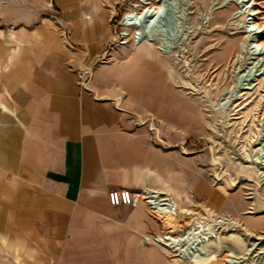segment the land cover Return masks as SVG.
Instances as JSON below:
<instances>
[{"label":"rangeland","instance_id":"1","mask_svg":"<svg viewBox=\"0 0 264 264\" xmlns=\"http://www.w3.org/2000/svg\"><path fill=\"white\" fill-rule=\"evenodd\" d=\"M65 1L69 0H0V79L2 74L7 78L13 69L11 57L16 56L11 54L18 48L17 35L25 29L30 35L36 34L45 24L50 35L71 50L73 59L82 61L83 66L74 70L76 77L82 68L94 71L106 64L100 58L110 51L112 59L108 64L115 65L117 70L121 66L128 69L129 65L139 69L140 72L131 71L128 80L127 74L114 70L109 75L110 86L120 95L118 105L123 98L122 107L132 127L142 128L157 149L172 155V163L177 167L175 186L186 189L179 199L180 208L196 212L192 217L204 222L215 223L219 217L234 220L238 223L237 231H223L220 240L234 253L250 258L249 244L256 243L257 250L252 255H258L254 258L257 264H264V253H260L264 251V239H257L259 235L264 237V177L260 174L264 172V73L242 82V87L247 89H243L245 95L234 106L227 109L220 105L225 101L227 89L241 84L238 73L248 71L262 58L247 51L236 58L242 43L249 39L245 26L250 11L232 19L231 15L240 9L232 0L222 12L211 0H169L159 45L164 48L174 45L176 57L162 55L148 46L149 50L139 51L132 61L126 62L134 52L135 41L130 39L127 44H120L119 34L125 31L124 15L139 0H101L108 12L101 33L92 40L86 34V0H77V4L68 7L62 5ZM259 1L263 3L264 19V0ZM148 29L146 34L151 32ZM33 43V53L38 55L34 64L38 65H43L52 51L62 50L60 46L49 48L46 40ZM242 47L246 49V44ZM155 57L163 64L159 60L153 62ZM256 70L258 74L264 72V64L259 63ZM126 80L131 92L136 90L146 96L143 97L145 111L134 107L136 98L124 86ZM149 88L156 98L160 97L161 105L155 110H147L152 101H149ZM6 91L0 87V108L10 112L7 102H11L25 121V103L23 108L17 106L15 99L10 101L4 96ZM182 113V118L186 115L184 119L180 117ZM5 116L0 113V180L14 181L19 192L12 203L0 190V232L23 248L22 260L18 261L0 240V264H174L178 257L162 249L161 255H151V249L160 245L147 243L145 236L165 232L170 226L176 233H182L193 222L186 214L174 218L155 213L159 222L143 206L147 225L138 227L129 217L134 209L110 207L112 213L106 217L108 226H94L93 230L87 225L79 226L78 231L63 239L43 237L41 227L34 224L33 208L43 195L47 199L51 196L42 193L45 184L41 179L27 177L25 163L18 160L22 130L19 120L15 115L10 119ZM14 154L12 165L4 160ZM173 174L174 171L166 176ZM24 181L29 192L23 204L19 198ZM197 181L200 182L197 189L201 191L204 184V192L193 185ZM111 223L129 224L121 228ZM246 227L252 234L247 235ZM212 242L205 245L207 255L224 258L218 254V243ZM192 251L193 248L188 253ZM200 251L199 248L194 252Z\"/></svg>","mask_w":264,"mask_h":264},{"label":"crops","instance_id":"2","mask_svg":"<svg viewBox=\"0 0 264 264\" xmlns=\"http://www.w3.org/2000/svg\"><path fill=\"white\" fill-rule=\"evenodd\" d=\"M76 1H65L62 5L74 6ZM86 11V34L92 40L95 34L101 33L108 10L103 7L101 0H86ZM47 26L48 24L42 25L36 34L30 35L26 29L20 35L16 34L18 48L11 54L16 57L10 56L13 69L7 78L2 74L0 79V87L7 89L4 94L7 99H15L17 106L21 108L25 103V121L16 113L11 102H7L10 112L0 108V113L5 114V117L10 119L15 115L19 120L22 130L18 160L25 163L27 177L41 179L45 184L42 193L51 196L47 199L43 195L33 208L34 224L41 227L42 236L63 239L78 231L79 226L87 225L91 230L94 226H108L106 217L111 215L112 206L107 193L113 188L135 190L146 186L154 187L170 194L182 207L179 199L186 189L175 186L177 167L172 163V155L157 149L142 128L132 127L126 110L122 107L123 98L120 105L117 104L120 95L110 86L109 77L117 70L115 65L108 64L111 62L109 61L96 67L87 89H83L74 72L76 68L83 66L82 61L73 59L71 50L57 42L46 30ZM42 40L47 41L49 48L60 46L62 50L52 51L44 64L38 65L34 64L38 55L33 53V42ZM20 50L25 53H20ZM154 60L160 61L158 57L153 62ZM117 71L121 75L127 74V80L131 71L140 72L130 65L128 69L121 66ZM127 80L123 83L129 90ZM131 93L136 98L133 100L137 104L134 107L145 111L146 102L143 99L146 96L136 90ZM148 96L149 101L152 99V106L147 110L160 107V97L156 98L153 90ZM182 115L183 113L180 114L181 118ZM167 116L171 121V112ZM185 117L186 115L182 119ZM7 121L10 122L5 120ZM14 157L15 154L7 157V160L3 159L12 165ZM172 171L173 175L166 176ZM198 183L200 182H193L196 189ZM28 188L29 185L24 181L19 198L23 204L27 201ZM0 190L12 203L14 199L17 200L19 188L14 181L7 183L4 179L0 180ZM204 190L203 184L201 191H198ZM185 196L191 200L189 194ZM143 206V203H139L127 207L134 209L129 217L138 227L147 225ZM83 211H89V216ZM150 214L159 221L154 214ZM128 224L111 223L114 227L121 225V228ZM0 240L18 261L22 260L20 251L23 246L20 243L14 242L2 232ZM161 249L169 253L160 246L152 248L150 253L153 256L161 255ZM177 257L174 264H184Z\"/></svg>","mask_w":264,"mask_h":264},{"label":"bare ground","instance_id":"3","mask_svg":"<svg viewBox=\"0 0 264 264\" xmlns=\"http://www.w3.org/2000/svg\"><path fill=\"white\" fill-rule=\"evenodd\" d=\"M230 1L231 0H211L213 5H217L216 9H219V12L226 11L227 9H225V7L229 5L228 3ZM232 1H234L238 5V8H240L231 15L232 19H237L247 10V12L250 11L246 18L248 20V23L245 26L248 32L247 37L249 39L242 43L240 53L236 55V58H240V55H242V53L246 51L248 54L250 53V55H262V58L258 59L257 64H255L254 67L250 68L248 71L238 73V82H241V84L237 83L235 86L227 89L225 101H222L220 103L223 108L225 107L227 109L231 108V106H234L235 101L243 98V96L245 95L243 89L247 88L242 87L243 81H247L253 75L257 78L264 73L259 72L258 74L257 71L259 70L254 71V68L257 67L259 63L264 64V19L262 17L263 12L261 10V8L263 7V3L259 0ZM168 2L169 0H139L137 5H135L132 10L124 15L122 23L124 24L125 30L127 31V35L129 36L126 42L128 43L130 39H133V41H135L132 44L134 52H131L128 55L126 62L132 61L139 51L147 49L149 50L150 48L148 46L156 49L162 55L176 57V53H173L174 45H170V47L167 46V48L159 45V43H161L159 41L162 40L161 35L163 36V34L161 33L163 31L161 30H163V19L164 14L167 10L166 7ZM236 24L239 25L240 23L236 22ZM147 28H149L148 30L151 29V32L146 34ZM129 29H132V33L129 32ZM136 34L142 35V38L140 40H135ZM182 37L181 40L183 41ZM245 44L246 49L242 47ZM256 160L258 161V158ZM260 174L264 177L263 171ZM157 191L162 194L168 195L169 198L166 199L171 200L170 203L171 205H173V208L169 209L168 212H155L149 210L152 214L156 213V215L159 217H164L163 215H173V217L175 218L176 216L174 213L178 214V212H184L186 213V215H189L190 219L192 218L193 220L192 223H190L186 228L183 229L182 233L178 232L174 234L173 241L167 242V244H165L164 246L160 245V247L166 249L174 256H179L184 264H257V260H254V258L258 255H252L257 250L256 243L249 244L247 254L251 255L250 258L234 253L233 251H231V248L228 245L224 244L225 241L223 242L219 238L223 231L225 233L237 231V222L225 217H219L218 220L215 221V223L197 220V218L192 217V214H195L196 212L190 209L180 208L179 203L175 201L170 194L161 190ZM174 229H172L171 226L167 228V230L171 231H174ZM246 231L247 235L252 234L249 233L250 230L247 227ZM257 239H264V237L259 235ZM212 241L216 242V244L218 243V254L224 255V258L217 257V259L214 255H207L208 251L205 248V245ZM191 248H193L192 253H188L189 249ZM199 248L201 249V251L198 254L195 253L194 251ZM260 253L262 254L264 253V251Z\"/></svg>","mask_w":264,"mask_h":264},{"label":"built area","instance_id":"4","mask_svg":"<svg viewBox=\"0 0 264 264\" xmlns=\"http://www.w3.org/2000/svg\"><path fill=\"white\" fill-rule=\"evenodd\" d=\"M140 36V37H139ZM127 31L120 32L119 34V43L127 44L128 40ZM142 35H136V40H140ZM112 59V53L107 52L104 54L100 60L102 62H109ZM93 74L91 68L85 67L78 71L77 73V82L83 88L87 89V85L89 80ZM107 198L109 204L112 207H132L136 206L139 203H143L145 207H147L151 211L155 212H168L169 209L173 208L171 205V200H167L169 198L168 195L162 194L157 191L156 188L146 186L141 189H130V188H113L110 189L107 193ZM175 209V208H174ZM175 216H179V214H186L182 212L174 213ZM176 231L167 230L166 232H162L159 234H149L145 236V241L147 243H155L159 245H165L167 242L173 241L174 234Z\"/></svg>","mask_w":264,"mask_h":264}]
</instances>
